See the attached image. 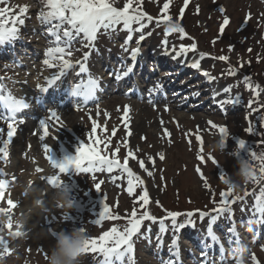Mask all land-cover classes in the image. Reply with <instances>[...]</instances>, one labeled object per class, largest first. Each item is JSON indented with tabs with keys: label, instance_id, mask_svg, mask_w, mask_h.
<instances>
[{
	"label": "rangeland",
	"instance_id": "374dc122",
	"mask_svg": "<svg viewBox=\"0 0 264 264\" xmlns=\"http://www.w3.org/2000/svg\"><path fill=\"white\" fill-rule=\"evenodd\" d=\"M125 2L126 0H115L114 6L123 7ZM166 2L169 3V8L163 10ZM9 4L16 9L27 6L28 9L41 10L35 11V16L48 11L42 0H9ZM0 7L5 5L0 4ZM141 8L143 12L153 17V21L145 28V39L140 43H137L140 33L134 32L132 40L125 44L128 33L121 30L122 25H119L115 32L111 30L104 32L101 29L94 48H84L82 38H77L71 45L72 56L65 58L75 63L82 62L84 52H89V58L92 59L93 64V57H96L101 59V65L104 61L113 67L115 62L128 63L129 57H132V49L139 48V54L148 50L154 52V46L162 44L165 38L171 43L170 48L175 46L177 51L181 44L188 46L195 43L196 51H190L176 58L180 62L189 59L200 63L197 69L201 72V75L199 74L201 79L196 73L181 76L177 74L178 76L174 78L177 86L185 88L176 92L182 95L179 103L187 105L189 110L185 113V120L177 123L167 121L168 124L161 134L157 133L158 130L152 131L148 128L146 134L138 136V132L137 137L134 138L129 128L130 119L134 114L130 115L127 112L128 107L115 111L111 108L107 110L99 108L103 101L101 97L88 104L67 107L70 108L68 115L72 116L70 120L68 115L65 116L67 123L64 120L56 122L57 124L50 123L55 131H59L60 126L65 128L66 133H61L60 138L53 136L50 130L44 141L39 139L36 142L31 138H22L17 146V149L20 148V153H14L11 150L19 135L12 139L7 149L8 157L6 160H0V169L6 173L4 178L9 181H12L13 177L16 178L9 183L5 189V195L0 198V210H2L0 211V264H47L50 249L57 242V236L61 232L66 235L76 231L86 232L90 239L98 238L104 232L110 231L112 227L123 231L127 227V218L134 208L138 214L145 210L141 207L142 202L139 200V196L145 189L150 198L146 209L157 220L155 222L145 220L141 232L132 238L134 253L131 260L134 264H165L171 256L169 251L173 249L180 254L179 262L177 261L176 264H205V261L206 264H222V255L224 264H253L252 255H255L258 264H264V207L260 205L256 197L261 195L260 190L264 188V179L260 178L261 180L256 182L257 186L253 188L252 194L247 191L248 198L244 201H241L245 198L244 194H241L243 199L230 204L228 211L211 212L220 204L221 191H226L228 186L240 191L244 183L248 181V179H241L237 182L238 185L234 182L239 177L235 161L237 159L232 157V153L238 154L235 149L238 148L239 139L234 137L248 141V137L252 135L254 140L263 145L261 150L264 155V88L257 87V84L251 87L245 85V87L240 80L244 78L243 63H246L248 58L254 61L258 54L264 56V0H188L186 5L185 0H141ZM221 8L223 12L220 11ZM181 9H183L182 14ZM164 12H168L172 19L183 27L187 33L186 36L181 38L179 33H172L169 38L164 36L166 25L163 23L157 26L156 24L158 18L163 19ZM26 15L31 16L32 27L35 25L40 28L39 31H34L23 28L28 27L27 25L21 26L22 37L29 41L25 45V50L21 48L24 54L16 53L14 57L11 51H1L0 87L13 96L17 94L24 96L42 82L44 74L58 72L57 67L49 68L43 63L47 58L45 56L47 48L54 46V38L48 35V29L52 25L43 27L40 18L37 21L34 15L26 13L24 16ZM224 18H228L229 23L221 32L219 21ZM241 23L243 25L249 23L251 28L243 35L238 32ZM17 27L20 29L19 25ZM63 27L66 28L68 25ZM62 31L63 29H61V35ZM148 33L151 34L148 35ZM219 33H222L220 37ZM4 45L5 43L0 45V49H3ZM230 46L231 50H229ZM125 48L128 50L125 51ZM33 51L41 55L35 64L33 62L35 58L31 57ZM220 52H228L229 60H216L213 55ZM201 53L208 55L202 58ZM172 55L176 56L175 53ZM237 58H240L243 67L239 68L235 75H229V70L237 68V63L240 62ZM28 60L33 63L27 64ZM83 63L88 68L91 65V63L85 64L84 61ZM97 65L100 66L98 63ZM102 70L104 79L108 77L105 76L108 69ZM74 72L75 70L69 75ZM73 76L71 75L70 78ZM69 81L65 80L63 84ZM203 81L210 84L214 95L217 94L216 89L229 88L230 91H225L224 95L211 101V98L202 91ZM137 84L141 85V82ZM130 87L133 89V85ZM123 88V92H130L127 85ZM156 93V90H151L146 95L147 97L155 96ZM203 105L205 116H208L205 119L203 116H197ZM211 107H213L212 111L209 110ZM152 113L154 116L157 112ZM213 124L227 129L228 134L223 146L218 127H213ZM2 125L0 124V129H3L0 131V146L4 140L8 139L7 128ZM249 128L251 132L248 131ZM36 131L31 130V133L35 135ZM43 134L41 132V135ZM52 136L55 140L51 139ZM197 136L200 137L199 141ZM54 141L57 142L55 145ZM82 142L96 148L97 151H100V148L104 149L108 156L118 148L119 152L116 155L121 163L131 150L136 159L128 157L129 167L144 183L134 186L132 194L129 195L127 174L119 169L112 173H96L95 182L92 174L76 173L71 170L70 174H59L60 182L55 184L54 189L46 182L44 183L41 176L47 177L57 173L54 170L51 171L53 167L47 165V161L44 160L46 153L43 145L48 144L51 152L56 154L57 158L63 159L65 155H74ZM64 147L68 149L66 154L62 152ZM112 148L115 150L109 152L108 150ZM161 153L165 156L162 161L159 159ZM201 155L204 157L203 161L198 159ZM209 156L214 157L218 163H213ZM148 157H152L154 164ZM139 160H144L145 167L153 173L152 176H148L147 172L139 167ZM37 168L42 171L37 172ZM197 168L207 180L209 185L207 188ZM221 170L226 174L228 185L222 182L220 176L217 177L218 173L221 174ZM99 181L104 183L100 191H97L93 187ZM134 185H137L136 181ZM96 194L102 198V204L97 202ZM229 199L231 200L232 197ZM8 200H12L17 206L9 209ZM157 201L159 204L156 203ZM71 202H75L80 207L78 209L65 207ZM104 204L108 205L111 215L119 219H101L99 213ZM197 210L211 213V215L201 219ZM168 212L195 213L191 218L184 215L177 218V224L186 223L188 219H191L194 226L173 229L171 219L166 216ZM82 213L95 216V220L84 219L81 216ZM212 216L216 217L214 222L211 220ZM65 217L70 218L65 219ZM162 228H166L167 231L161 232ZM209 229L216 237L217 243H215L220 246L219 249H227L225 253L218 250L219 256L204 255L199 243L196 241L194 243L191 239L198 236L203 241L209 235ZM226 229H230L235 234L233 240L235 243H230V238L227 239L222 233ZM222 234L227 239L226 243L232 245L231 248L229 244H225V239H220ZM174 238L176 244L173 248ZM99 255L102 254L84 252L79 257L78 264L92 263ZM124 261L129 264V257L126 256ZM169 262L175 264L174 256Z\"/></svg>",
	"mask_w": 264,
	"mask_h": 264
},
{
	"label": "snow or ice",
	"instance_id": "6c2138e0",
	"mask_svg": "<svg viewBox=\"0 0 264 264\" xmlns=\"http://www.w3.org/2000/svg\"><path fill=\"white\" fill-rule=\"evenodd\" d=\"M45 2L48 11L41 12L40 19L42 23H48L52 26L48 29V35L54 38V46H50L47 48L45 52V56L43 63L49 68L58 67L59 72L47 78L46 85L40 88V91L46 93L49 88L57 87L58 82L62 81V78L65 76V73L74 68L71 60L66 59L65 57H71L73 54L72 50V42L77 38H82V46L84 48H94L95 42L98 37V33L101 32V29L104 32H108L111 30L115 32L117 30V26L122 25L123 31L128 33L125 44L129 43L132 40V34L134 32L140 33L139 40L137 43H140L145 39V28L148 27L149 24L152 23L153 17L149 16L147 13L142 11L141 8V0H126L123 4V7L114 6L115 0H42ZM188 0H185V5ZM0 4L5 5V7H0V45L6 42H12L18 38L19 35V26H23L25 23L24 15L28 12V7L23 6L18 9L13 8L9 4V0H0ZM169 8V3H164L163 10H167ZM221 12L224 10L221 8ZM183 13V9H181V14ZM56 21V23H52ZM161 23L166 25L165 28V37H167L170 33H179L181 38L187 35L183 27L180 26L179 23L173 22L171 16L165 15L163 19H157L156 24L159 26ZM229 20L227 18L224 19L223 25L221 26V32L224 30V25H227ZM64 25H68V27H63ZM136 27H133V26ZM61 29L62 35H61ZM151 33H148L150 35ZM167 39L165 38L162 41V45L167 48ZM122 47H124L122 45ZM197 45L195 43L185 46L181 44L179 46V51H176V47L173 46L171 51L175 52L177 56L186 55L190 51H196ZM125 51L128 49L125 48ZM231 50V46L230 49ZM251 51V49H249ZM139 53V48H135L131 50V56H136ZM89 52H84L83 61L86 62L89 59ZM201 57L207 56L206 53H201ZM215 59L221 61H228L229 57L227 56H219L215 57ZM80 65L79 73L86 72V67L84 63L77 61ZM193 67L199 68V61L194 62ZM239 67H243V64H240ZM132 71L131 68L127 69L125 75ZM238 71L237 68L230 69L229 75H235ZM207 75V73H205ZM246 82H248L249 87L250 77L244 78ZM258 87V86H257ZM96 89L95 83L90 82V86L87 89L77 88L71 92V95L76 97H81L83 102H87L92 99L94 96V91ZM224 91H230L229 88H226ZM251 104V102H250ZM29 107L28 103L24 102V100H14L7 106V115H0V119H4L8 121L7 123V134L8 139L4 140L2 146H0V160H6L8 156V145L13 136V126L14 121L16 119V113L21 109ZM127 108V106H126ZM167 110V107H165ZM52 121L60 122V117L55 108L49 109V115L45 119H41L39 124L41 128L44 130V134L39 136L41 141H44L48 136V124ZM211 123V122H209ZM213 127H218L216 125H212ZM3 131V129H0ZM95 131V128H93ZM218 131L221 135L222 146L225 142V138L227 137V129L226 127H218ZM251 132V128L248 129ZM197 140H200V137L197 136ZM44 151L46 153V159L49 161L51 166L54 169L58 170L59 174H67L70 170H74L76 173H89L92 174V179L95 182L97 177L96 173L98 172H108L112 173L114 170H121L123 173L127 174V184H128V193L132 194L134 186H138L139 184H143L144 181L137 176L132 169L129 167V159H136L134 153L129 150L127 156L124 158L123 163H121L119 158H116V153L119 152L117 148L115 152L112 153L113 158H109L108 155L104 154V149L97 151L94 147L87 146L84 142H82L76 149L74 155L65 156L63 159L57 160L52 157L51 148L48 144L43 145ZM238 148L242 151L238 154H245L247 152L246 144L244 140L238 141ZM203 151V148H201ZM253 159H259L261 161L260 173L261 178L264 179V155L257 157L253 152L251 153ZM150 161L153 162L152 157H148ZM159 159L162 161L165 159V156L161 153L159 154ZM198 159L203 161V155L198 156ZM209 159L213 160V163H218L214 157L209 156ZM139 167L147 172L148 176H152L153 173L149 171L145 167L144 160H139ZM37 172H41L40 168L36 169ZM197 172L200 173L202 180H204L205 187L207 188L208 182L203 177V173L200 172V169L197 168ZM55 174L52 176L42 177L50 184H56L60 182V175ZM6 173L0 169V198L5 195V189L16 178L13 177L12 181L4 178ZM226 174L221 170L220 179L225 185H228V180L225 178ZM163 179V177H161ZM252 180L259 182L255 175L252 176ZM134 181L137 182V185H134ZM104 181H99L95 183V189L100 191L101 185ZM234 188L228 186L226 191H221L219 193L220 196V204L217 208L211 210L212 213H224L228 211V206L237 200L243 199L242 196L235 190ZM261 195L257 197L258 202L261 206H264V188L260 190ZM249 193L244 192V196H247ZM229 197H232L230 200ZM139 200L142 202L141 207L145 210L138 215L137 210L134 208L127 218V227L124 228L123 231L119 230L116 227H112L110 231L104 232L98 238H90L85 241L83 251L85 253L91 251L93 253H100L104 257L103 264H124V259L126 256L129 257V264H134L131 260V256L134 253V247L132 238L141 232V227L145 220L155 222L157 218L147 211L146 206L150 202V198L147 190L145 189L143 194L139 196ZM159 204V201L156 202ZM8 208H15L17 205L12 200L7 201ZM2 211V210H0ZM199 215L201 219L206 216H210L211 213H206L203 211H199ZM195 213L187 212H168V217L171 219L172 227L175 230L183 229L186 226H194V222L191 219H188L186 223L177 224V218L181 215L191 218ZM101 219H119V217L113 216L110 214L109 207L107 204H104L103 210L99 213ZM70 217H65V219H69ZM216 219L215 216L211 217L212 222ZM162 222V221H161ZM99 223V221H96ZM11 227V225H9ZM166 228H162L161 232H166ZM150 232V229H149ZM209 237L212 242H216V237L212 235L211 229H209ZM147 239V237H145ZM159 236L157 237V241L159 243ZM176 240L173 239V248L175 247ZM178 254V253H177ZM253 264H258L255 255L251 257ZM171 264V262H169ZM206 264V261H205ZM222 264L223 255H222Z\"/></svg>",
	"mask_w": 264,
	"mask_h": 264
},
{
	"label": "bare ground",
	"instance_id": "6f19581e",
	"mask_svg": "<svg viewBox=\"0 0 264 264\" xmlns=\"http://www.w3.org/2000/svg\"><path fill=\"white\" fill-rule=\"evenodd\" d=\"M35 11L40 12L41 10L40 11L37 9L33 10L32 8H29L27 14L34 15V17H39V15L35 16ZM24 20L25 23L23 26L26 25L28 26V27H23L24 29H32L34 31H39V28H37V26L34 25L32 27L30 25L32 23V19L30 15L24 16ZM19 34L21 35H18V37L22 36V33L20 31ZM28 43L29 41H25V44ZM153 53H155V55H160V56L151 57L149 56V52L145 51L134 57L133 56L130 57L129 58L130 63L123 62V65L127 66L128 69L131 68L132 71L127 75H124L121 81L117 84H114L113 79L110 80L109 77H105V79L102 78V70L97 65L98 63L101 66V59L93 57L94 64L92 63L91 58L89 60L91 66L89 71L87 72L88 76L86 77V82L89 84L90 82H94L96 86L94 96L92 99L99 100L101 97H103L102 98L103 101L98 107L99 108L102 107L104 108V110L111 108V110L115 111V110H120L122 107L127 106L129 108L127 112L130 115L134 114L133 117L130 119V123H129V128L134 138L137 137L136 134L138 132H139L138 136L140 134H146L148 132L147 130L148 128H150L152 131L158 130L157 133L161 134L164 130V127L166 128L168 124L167 121L171 120L174 123L183 122L185 120V115H186L185 113L189 111L187 105L183 103H179L181 101L182 95L180 93L176 94L178 90H182L185 88H183V86L181 87L177 86L174 78L177 77L178 75L181 76L182 74L186 75L188 73H195L191 70V68H193V63H192V67H190V63L183 64L182 62H181L182 64L176 63V65H172L168 63L166 59L160 58L161 55H167L165 54L166 52L161 53L159 49H157L154 50ZM40 56L38 53H35L34 51L31 52V57L35 58L33 61L34 64L35 62L39 61ZM105 60L107 61L106 58ZM33 62L31 63L29 62L27 64L30 65ZM133 64H138L141 70L139 69L133 70L132 67ZM102 67H108V64L103 61ZM138 72L140 74H137ZM77 76L78 77H76L74 82L81 83L84 80L82 78L83 73H79ZM198 77L200 76L198 75ZM139 81L141 82V85L137 84V82ZM170 81L172 82L174 81V82L169 83ZM132 84H134L133 85L134 88L131 93L126 94L125 92H123L124 89L123 87H125V85L130 86ZM201 88L202 91L206 93L207 97L211 98L210 99L211 101L216 100L218 96L225 94V91L223 89L219 90L215 88L217 94L214 95L212 92V88H210V84L205 81H203V85ZM151 90L152 91L156 90L157 91L156 95L152 97L151 96L147 97L146 95L147 92ZM72 104H73V100L70 99L69 101H67L66 104L60 107L61 109L57 110L58 115L60 117V122L64 120L67 123L65 116L70 114V108L67 107L72 106ZM165 107H167V110H165ZM202 109H201L202 111L201 110L198 111L199 114H197V116L199 117L203 116V118L205 119V117L207 118L208 116H205L204 105L202 106ZM209 110L212 111L213 107H211ZM152 112H157V113L156 115L153 116ZM48 115L49 112L47 113V116ZM68 117H69L68 120H70L72 116L68 115ZM53 123H56V121H53ZM33 128L35 129L31 119L27 120L25 124L17 126V133L19 134V137L16 139L14 147L13 145L11 147V150H13L14 153H20L19 151L20 148L17 149L18 148L17 146H18V141H20L21 143L22 138H31L34 141L36 140V142L39 141L40 134L37 131L35 132V135L31 133V129L33 130ZM48 128L53 133V136L57 138H60L61 133H66L65 128L61 126L59 128V131H55L52 127H49V125ZM53 136L51 139L55 140ZM157 139H159L158 135H157ZM56 143L57 142L54 141L53 144L55 145ZM34 149L36 150V147ZM10 153L14 155V153L12 152Z\"/></svg>",
	"mask_w": 264,
	"mask_h": 264
},
{
	"label": "trees",
	"instance_id": "16d2710c",
	"mask_svg": "<svg viewBox=\"0 0 264 264\" xmlns=\"http://www.w3.org/2000/svg\"><path fill=\"white\" fill-rule=\"evenodd\" d=\"M219 24L221 25L220 21ZM218 24V25H219ZM221 30V27H219ZM225 28V27H224ZM241 32V34H246L247 31H249L251 28L249 26V23H245L243 25V23H241V26L238 28ZM219 37L220 35H222V33L218 34ZM216 57L218 56H227L228 57V52H220L218 54H215ZM238 61H240L239 63H237V68H241L239 67V65L242 63V61L240 60V58H237ZM246 63L244 64V73L247 77H250L251 80L259 82V84L264 85V56H262L261 54H258V57H255V60L252 61V59L248 58L246 61ZM263 126V125H262ZM258 129H263V128H258ZM249 139V145H246V149L247 152L245 154H240L239 156L237 155V160L236 161V166L238 167V174L239 177L232 181L235 182V184L238 185V181H240L241 179H244L241 175V173L247 169V179L248 181L246 183H244V185L241 187L240 191H237L239 193V195L243 194L245 191H248L249 189H251L256 181L252 180V176L255 175V177L257 178V180L259 178H261V173H260V167L261 165V161L259 159H253L251 153H255L257 157H260L263 155V151L261 150L263 148V145L257 141L253 139V136L250 135L248 137ZM239 151H242L239 149ZM244 179V180H247ZM231 181V179H230ZM220 182V181H219ZM221 183V182H220Z\"/></svg>",
	"mask_w": 264,
	"mask_h": 264
},
{
	"label": "clouds",
	"instance_id": "9594fccd",
	"mask_svg": "<svg viewBox=\"0 0 264 264\" xmlns=\"http://www.w3.org/2000/svg\"><path fill=\"white\" fill-rule=\"evenodd\" d=\"M247 179V169L241 173ZM89 239L86 232L76 231L71 235L61 232L57 236V242L49 252L47 264H78L79 257L84 254L85 241Z\"/></svg>",
	"mask_w": 264,
	"mask_h": 264
}]
</instances>
